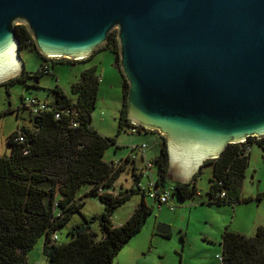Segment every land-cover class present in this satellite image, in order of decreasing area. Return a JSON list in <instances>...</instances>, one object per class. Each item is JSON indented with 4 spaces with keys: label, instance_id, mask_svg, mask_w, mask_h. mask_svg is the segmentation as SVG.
Returning a JSON list of instances; mask_svg holds the SVG:
<instances>
[{
    "label": "water",
    "instance_id": "95a60500",
    "mask_svg": "<svg viewBox=\"0 0 264 264\" xmlns=\"http://www.w3.org/2000/svg\"><path fill=\"white\" fill-rule=\"evenodd\" d=\"M19 23L41 54L73 60L116 29L127 119L164 135L172 179L264 137V0H0V82L25 69Z\"/></svg>",
    "mask_w": 264,
    "mask_h": 264
},
{
    "label": "trees",
    "instance_id": "16d2710c",
    "mask_svg": "<svg viewBox=\"0 0 264 264\" xmlns=\"http://www.w3.org/2000/svg\"><path fill=\"white\" fill-rule=\"evenodd\" d=\"M16 32L20 49L28 45L35 47L26 24H17ZM103 48L115 54L114 64L122 75L123 99L118 116V131L126 127L130 129L134 124L127 119L126 97L129 85L120 69L116 29L110 32L108 40L94 53ZM40 55L44 60L52 59L54 63L63 61L61 59L66 62L76 61L66 57ZM44 65L32 75L36 81L40 73L51 72L49 64V70L44 69ZM29 76L31 74L24 69L0 84L8 88ZM99 84L100 76L96 66L83 69L71 85L74 99L56 87L53 89L55 98L52 101L43 100L45 107L32 114L31 126L21 125L9 134L10 153L0 155V264H29L27 252L41 236L44 237L42 252L47 256L48 264H112L119 250L141 229L153 212V207L145 200L148 192L137 184L142 174L132 173L134 186L116 192L114 190V181L122 171L123 164L116 167L114 161L104 158V154L111 144L116 143L115 136L103 135L90 124ZM25 97H22L21 107L27 109L23 106ZM137 127L138 131L142 129ZM144 130L152 131L160 137V153L154 159L157 165V194L165 190V182L170 179L175 195L183 200L193 197L197 191L198 173L191 182L172 179L164 135L155 129ZM20 136H23V141L19 139ZM253 139L255 137L250 136L246 143H230L218 157L204 162L213 167L207 204L233 206L236 202L251 199L242 195L241 187L249 165V152H246L245 146ZM263 140L264 137L257 142ZM83 185L89 186L83 194L97 195L104 205L103 211L91 219L84 218L72 225L67 230L70 238L58 242V228L75 211H79L82 196L78 191ZM100 189L105 191L101 192ZM134 192L141 193L140 201L124 223L115 225L112 220L115 210ZM93 220H98L100 233L91 229L90 223ZM220 243V264H264V224L256 227L254 235L234 231L228 225Z\"/></svg>",
    "mask_w": 264,
    "mask_h": 264
},
{
    "label": "rangeland",
    "instance_id": "374dc122",
    "mask_svg": "<svg viewBox=\"0 0 264 264\" xmlns=\"http://www.w3.org/2000/svg\"><path fill=\"white\" fill-rule=\"evenodd\" d=\"M20 56L31 76L14 82L8 88L5 84H0V155L10 153L8 136L12 131L21 125H32V114L21 107L22 97L33 96L52 101L55 98L53 89L60 87L67 96L74 99L72 83L79 78L83 69L93 65H97L101 80L97 101L90 114V124L103 135L115 136L116 143L119 144L118 147L116 143L111 144L105 151L104 158L108 160L124 155L130 149L127 145L131 142L139 145L128 127L118 131V116L123 99L122 75L114 64L115 54L112 51L103 48L84 61L66 62L61 59L63 61L54 63L52 59L44 60L35 47L28 45L20 50ZM46 62L51 72L40 73L36 81L32 75ZM144 139L145 143L153 146H148L145 161L151 163V169L139 155L137 157V170L142 169L144 172L140 180L142 185L149 182L150 175L156 178L157 165L154 159L160 153V139L156 135L148 134ZM252 147L254 156L250 159L241 187L242 195L251 197L249 201L236 202L233 208L230 204L220 208L202 203L201 197L205 195L210 178L207 166L197 175L198 189L193 197L183 200L175 195L172 181L168 180L165 182V190L170 192L169 202L161 204L146 194L145 200L153 207V212L144 221L141 229L119 250L112 264H220V242L226 226L229 225L232 230L242 231L246 235H254L257 225L264 224V151L257 144ZM134 184L131 170L121 171L115 183L118 190L122 186L130 188ZM87 188L88 185H83L78 191L82 196L79 211H75L56 231L58 242H65L70 238L67 230L72 225L84 218L91 219L103 211L104 205L97 195L83 194L88 191ZM259 194L261 197L258 198ZM140 199L141 193L134 192L115 210L113 223H124ZM160 222L170 226L168 236L156 232ZM90 226L93 231L100 233L98 220L91 221ZM43 238L41 236L27 252L29 264H48L47 256L42 252Z\"/></svg>",
    "mask_w": 264,
    "mask_h": 264
},
{
    "label": "built area",
    "instance_id": "2783aa9c",
    "mask_svg": "<svg viewBox=\"0 0 264 264\" xmlns=\"http://www.w3.org/2000/svg\"><path fill=\"white\" fill-rule=\"evenodd\" d=\"M44 69L46 70H49L48 68V64L45 63L44 65ZM23 106L27 107V109L30 111L31 114H36L38 113L41 109H43L45 107L44 103H43V100H37L36 98H33V97H25V101H24V104ZM130 131L131 132H136L138 131V127L137 125H134L130 128ZM255 137V136H254ZM19 139L21 141L24 140L23 136H20ZM260 138L258 137H255V139H253L254 141H257L259 140ZM246 143V142H245ZM250 144L251 143H247V146H245V150L246 152H249L250 151ZM145 146V144H142V145H132V146H129L130 147V156L135 159L136 158V155L134 154V152H137L138 150H141L143 149ZM127 160V158L125 159V161ZM147 163V166L149 169H151V163ZM114 164L116 167H119L121 164H124V160H115L114 161ZM135 174L136 175H139V174H142L144 175V172L142 169H139L137 170L135 167ZM140 180L139 179V182L137 183L139 188L141 189H144L145 191L148 192V194L150 195V197H153L155 198L156 200L159 201V203H168V199L170 197V192L168 190H164L163 192H161L160 194H157V187L155 186V178L153 177V175H150V179H149V182L146 184V185H142L140 183ZM101 192L105 191L103 189H100ZM222 195H224V193H222ZM171 208H173L172 205H170ZM56 238V236H55Z\"/></svg>",
    "mask_w": 264,
    "mask_h": 264
},
{
    "label": "crops",
    "instance_id": "0c3cea01",
    "mask_svg": "<svg viewBox=\"0 0 264 264\" xmlns=\"http://www.w3.org/2000/svg\"><path fill=\"white\" fill-rule=\"evenodd\" d=\"M85 60H87L88 58L86 57V58H84ZM84 59H80V61H84ZM93 66H96V68H97V65H93ZM88 67H90V66H87L86 68H88ZM97 74H98V72H97ZM101 80V79H100ZM133 134H134V138H136V141L135 142H137L136 144H139V146L140 145H142V144H145V146H144V148L143 149H141V150H138L137 152H134V154L136 155V158L135 159H133L131 156H130V149L128 150V152L127 153H125L124 155L123 154H121L120 155V157H116V158H113V157H111L110 159H108V161H115V160H124V164H123V166H122V171L123 170H127V171H130L131 170V173H133L134 171H135V169H134V167H136L137 166V157H138V155L141 157V159H143L144 160V162L146 161V154H147V152H148V150H147V148H148V146H153L152 144H147V143H145V137L148 135V134H151V135H156L157 136V138L158 139H160V137L156 134V133H154V132H152V131H145V130H139V131H136V132H132ZM132 141H134V140H132ZM138 142H140V143H138ZM130 144L131 145H134L135 143H133V142H131V143H129L127 146H130ZM254 144H257V145H259V147L264 151V140L262 141V142H257V141H253L252 140V142H251V144H250V151H249V162H250V159L254 156V150H253V145ZM119 146V144L118 143H116V147H118ZM116 154V153H115ZM124 156V157H123ZM127 158V160L125 161V159ZM146 163V162H145ZM205 166H207V167H209V170H210V178H211V176H212V164H203V166H202V168L203 167H205ZM137 168V167H136ZM202 168H201V170H202ZM201 172V171H200ZM200 172H198V173H200ZM135 173V172H134ZM210 178H209V180H210ZM117 180V179H116ZM116 180L114 181V190H115V192L116 191H118V189H116V185H115V183H116ZM196 185H197V180H196ZM208 188H209V185H208V187L206 188V192H205V195L203 196V197H201V199L203 200V202L202 203H206V201H207V191H208ZM87 189H89V186H88V188ZM121 189H124L123 188V186L121 187ZM197 189H198V187H197ZM200 196H202V195H200ZM261 197V196H260ZM174 198V197H173ZM169 199H170V197H169ZM169 199H168V202H169ZM207 204V203H206ZM203 205V204H202ZM207 205H210V206H216V207H220V208H222L223 207V205H215V204H207ZM173 206V205H172ZM225 206H228V205H226L225 204ZM234 206V205H233ZM233 206H232V208H233ZM259 225H261V223H259ZM258 226V225H257ZM240 232H242V231H240Z\"/></svg>",
    "mask_w": 264,
    "mask_h": 264
},
{
    "label": "flooded vegetation",
    "instance_id": "af4514ba",
    "mask_svg": "<svg viewBox=\"0 0 264 264\" xmlns=\"http://www.w3.org/2000/svg\"><path fill=\"white\" fill-rule=\"evenodd\" d=\"M136 168V167H135ZM137 169V168H136ZM157 232V231H156ZM158 233H160V232H158ZM161 234V233H160ZM165 235V234H164Z\"/></svg>",
    "mask_w": 264,
    "mask_h": 264
}]
</instances>
